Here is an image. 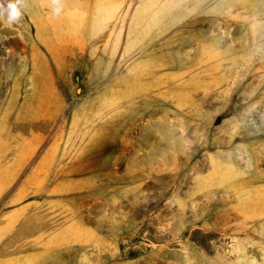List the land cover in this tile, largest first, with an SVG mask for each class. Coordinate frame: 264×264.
Instances as JSON below:
<instances>
[{
  "label": "rangeland",
  "instance_id": "374dc122",
  "mask_svg": "<svg viewBox=\"0 0 264 264\" xmlns=\"http://www.w3.org/2000/svg\"><path fill=\"white\" fill-rule=\"evenodd\" d=\"M0 264H264V0L0 17Z\"/></svg>",
  "mask_w": 264,
  "mask_h": 264
},
{
  "label": "clouds",
  "instance_id": "9594fccd",
  "mask_svg": "<svg viewBox=\"0 0 264 264\" xmlns=\"http://www.w3.org/2000/svg\"><path fill=\"white\" fill-rule=\"evenodd\" d=\"M25 0H8L7 6H4V0H0V17L7 13L8 23L15 22L21 16V8Z\"/></svg>",
  "mask_w": 264,
  "mask_h": 264
},
{
  "label": "crops",
  "instance_id": "0c3cea01",
  "mask_svg": "<svg viewBox=\"0 0 264 264\" xmlns=\"http://www.w3.org/2000/svg\"><path fill=\"white\" fill-rule=\"evenodd\" d=\"M8 224H9V223H8ZM8 224H7V226H9Z\"/></svg>",
  "mask_w": 264,
  "mask_h": 264
}]
</instances>
